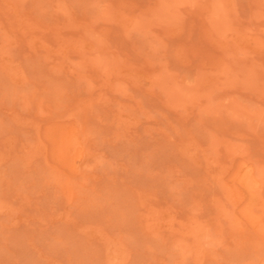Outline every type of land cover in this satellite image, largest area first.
Wrapping results in <instances>:
<instances>
[{"label": "rangeland", "instance_id": "1", "mask_svg": "<svg viewBox=\"0 0 264 264\" xmlns=\"http://www.w3.org/2000/svg\"><path fill=\"white\" fill-rule=\"evenodd\" d=\"M0 264H264V0H0Z\"/></svg>", "mask_w": 264, "mask_h": 264}]
</instances>
